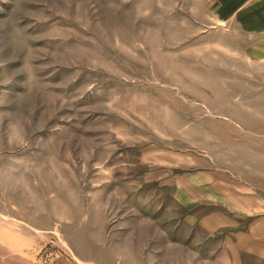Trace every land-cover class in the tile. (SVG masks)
Returning <instances> with one entry per match:
<instances>
[{"label":"rangeland","instance_id":"374dc122","mask_svg":"<svg viewBox=\"0 0 264 264\" xmlns=\"http://www.w3.org/2000/svg\"><path fill=\"white\" fill-rule=\"evenodd\" d=\"M248 2L0 0V264H264Z\"/></svg>","mask_w":264,"mask_h":264},{"label":"crops","instance_id":"0c3cea01","mask_svg":"<svg viewBox=\"0 0 264 264\" xmlns=\"http://www.w3.org/2000/svg\"><path fill=\"white\" fill-rule=\"evenodd\" d=\"M257 1H260L261 3L255 6L253 5V8L250 9L248 13L244 14V17L246 18L247 22L250 24V28L252 29L255 28L253 29V31H257L261 29L260 32L264 39V0H249V2L251 3L252 2L256 3ZM250 4H248L247 6H250ZM235 15L240 16V12H238L237 14L235 13ZM257 27H261V28L257 29ZM263 47L264 45L262 46V48ZM254 52H257V51L255 50Z\"/></svg>","mask_w":264,"mask_h":264}]
</instances>
